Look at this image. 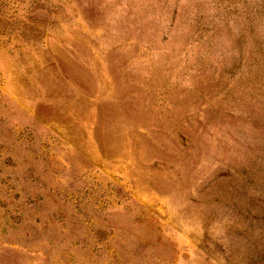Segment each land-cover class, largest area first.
I'll use <instances>...</instances> for the list:
<instances>
[{
    "label": "rangeland",
    "instance_id": "obj_1",
    "mask_svg": "<svg viewBox=\"0 0 264 264\" xmlns=\"http://www.w3.org/2000/svg\"><path fill=\"white\" fill-rule=\"evenodd\" d=\"M0 264H264V0H0Z\"/></svg>",
    "mask_w": 264,
    "mask_h": 264
}]
</instances>
